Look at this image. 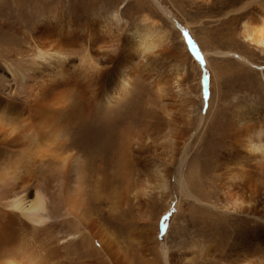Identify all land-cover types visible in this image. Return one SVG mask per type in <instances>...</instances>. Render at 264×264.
<instances>
[{
  "label": "bare ground",
  "instance_id": "obj_1",
  "mask_svg": "<svg viewBox=\"0 0 264 264\" xmlns=\"http://www.w3.org/2000/svg\"><path fill=\"white\" fill-rule=\"evenodd\" d=\"M110 1L107 7L124 2ZM134 1L125 4L115 22L78 23L71 14L48 13L47 0H0V264H264V231L259 237L247 231L264 224L263 109L252 106L232 114L224 150L216 157L227 163L224 175L217 176V197L206 200L192 193L201 161L197 155L181 158L176 181L185 198L170 218L175 222L184 215L187 224L177 240H169L170 219L156 223L154 198L171 210V154L180 145L186 154L188 145L178 112L163 100L161 80L174 81L180 68L164 61L170 53L166 40H152L153 35L165 37L159 23L142 10L131 35L122 37L116 30L128 23L125 9ZM252 1L230 12L228 20L241 19L252 4L260 6L258 18L243 22L242 36L264 47V33L254 25L260 21L264 27V0ZM184 30L187 49L209 67L213 53L200 52ZM216 54L250 63L237 53ZM146 76L153 78L158 99L149 103L153 118L166 115L159 143L133 134L139 121L134 111H113L120 96ZM211 78L213 89L218 76ZM99 106L97 117L89 114ZM206 116L198 120L200 142ZM149 146L156 149L152 156ZM159 147L170 154L165 161L157 158ZM139 171L140 186L133 180ZM188 198L199 207L186 215ZM243 232L250 235L237 236Z\"/></svg>",
  "mask_w": 264,
  "mask_h": 264
},
{
  "label": "rangeland",
  "instance_id": "obj_2",
  "mask_svg": "<svg viewBox=\"0 0 264 264\" xmlns=\"http://www.w3.org/2000/svg\"><path fill=\"white\" fill-rule=\"evenodd\" d=\"M47 1L48 3H46L45 6L48 13L58 10L62 13L73 15L75 22L88 23L93 19L106 20L108 18L115 22L129 0H124L117 8L115 6H106L111 2L110 0ZM195 1L198 3L197 6L192 5ZM218 1L220 0H206L205 2H202V0H157V3H155L153 0H135L134 3L130 2V6L125 9L124 19H126L128 23H122L121 26L116 29L122 37L131 35L130 32H132V29L142 20V15L144 14L141 11H146V13L150 14L149 16H152V18L159 23V29L165 35V37L160 38L156 35L152 36V40L155 41L166 40L163 46L168 48L167 53L169 51L170 53L165 55L166 58H164V61L171 62V64H175V67L178 66L180 68L179 75L172 78L176 81L175 84L171 78L164 77L161 80L164 81V84H160V86L163 89V100L167 103L168 108L170 107L169 109H172L171 112H178L177 114L181 118L179 127L181 129L183 128L182 133L185 134L183 143L188 145V150H186L185 154L183 145H180L177 147L178 150H174L178 154L175 152H173L174 154L172 153L173 155L171 154V157L175 156L173 157L174 167L171 180L173 191L171 210L166 211L167 203L157 198H154L152 203V211H154L156 223L157 221L160 223L164 220V217L170 219L168 222L169 226L167 227V233L170 231V241H176V238L181 235V228L183 226L185 227L187 224V219H185L184 215L175 222L171 220V215L175 216L178 210L177 204L185 198L176 181L177 168L181 158L188 157L190 160H193L197 155V160L201 161L200 166L202 168L199 170L201 176L199 178L195 174L192 176L191 181L194 186L191 187V191L193 189L192 193L195 196L203 195L202 197L205 196L206 200L209 197H217V176L224 175L223 173L226 172V166L224 167V164L227 163H225L226 161H218L216 157L224 150L225 141L228 138V132L226 134L227 124L230 123L232 114L239 109L249 110L252 106L264 110V47H259L255 44L250 45L244 41L242 36L243 22L250 21L253 17L258 18V14H261L260 6L252 4L246 7L245 15L241 19L236 15L228 20L232 15L229 14L230 12L239 9L241 5L247 2L253 1L225 0L224 5L218 4ZM222 1L223 0H221V2ZM102 2L105 3L106 7L100 4ZM137 3L141 4V6L137 5ZM165 11L168 13L172 12L171 16L173 17L167 16ZM250 22H252V20ZM188 23H190V29L188 28ZM254 25L258 30L264 33V27L260 21ZM185 28L186 30L184 31L193 38L198 47H201L199 49L200 52L204 53V51L206 52V50H208L210 53H213L210 56L211 63L209 67L203 65L202 67L201 63L194 57V52L187 49V45L182 41V31ZM220 52L237 53L242 55L243 58L245 56L250 63H243L233 56L224 57L221 54H216ZM215 74L218 76V85L212 89L211 77ZM146 79L147 76L146 78H138L135 84L132 85V88L128 90V94L124 92L120 96L122 99L120 98L118 100L119 107L113 108V111L116 113L129 112V114L134 111L140 123L137 121L138 123L136 122L137 124L132 126L133 134H143L146 138H149V140L159 143L160 135L165 131L167 126V121L165 119L166 115L162 114L158 116V120L153 118V112L149 107V103L153 101L156 104L158 99L151 85L153 78L150 80ZM167 79L169 83L166 82ZM181 86L182 92L185 94L181 92ZM177 87L180 88L178 91L179 93L177 92ZM167 88L168 90L170 89V95H166ZM173 88L177 89L172 90ZM136 92L142 94H137ZM176 92L182 96H178ZM186 98L189 99L187 100ZM208 99L209 102L211 100L210 104L209 102L207 103ZM171 104H173V106ZM99 108L100 106L97 109L95 107L89 114L97 117L100 114L99 112L97 113ZM202 115H207V120L205 122L207 130L206 133L204 132L205 136L200 142L203 130L199 128L200 124L198 120L199 116ZM183 120L185 121L183 122ZM74 133L75 131H72V134ZM153 150L156 149L151 146L147 148L148 156H152L151 152H153ZM157 150V158L163 161L168 158L166 156L170 155L167 154L162 147H159ZM81 152L86 155L91 154L90 150L89 152L88 150H81ZM199 152L201 155L199 157L200 159L198 158ZM138 174L133 176V180L139 183L140 186L142 183V172L139 171ZM261 180L264 181L263 176ZM186 200V205H184L183 208H186V215H188L193 207L198 208L199 206L193 199L188 198ZM134 215H136L135 211L133 212V216ZM199 215H201V212ZM254 224L255 222H251V225ZM257 225L256 230L250 228L247 231H253V233L259 237L262 231H264V224ZM162 228L160 224L159 229L161 231ZM249 235L250 234H247V232L237 234L238 237H247Z\"/></svg>",
  "mask_w": 264,
  "mask_h": 264
}]
</instances>
